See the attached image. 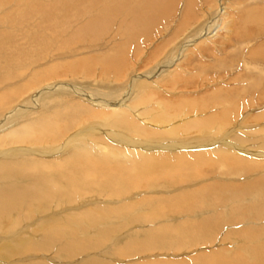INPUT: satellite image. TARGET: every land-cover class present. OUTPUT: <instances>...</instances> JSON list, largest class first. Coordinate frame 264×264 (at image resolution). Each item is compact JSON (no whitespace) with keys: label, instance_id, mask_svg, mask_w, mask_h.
Returning a JSON list of instances; mask_svg holds the SVG:
<instances>
[{"label":"bare ground","instance_id":"bare-ground-1","mask_svg":"<svg viewBox=\"0 0 264 264\" xmlns=\"http://www.w3.org/2000/svg\"><path fill=\"white\" fill-rule=\"evenodd\" d=\"M11 2L0 0V14L3 15L0 16V66L4 71L0 72V89L3 90L0 93V264H121L117 261L122 258L132 259L123 264H264V152L253 150L264 148V131L238 129L239 122L233 121L232 116L237 115V119L241 116L242 112L238 111L240 102L230 100L227 103L226 98L221 101L218 97L209 98L207 104L202 101L201 112H206L211 105H215L219 112L173 125L176 118H183L177 107H184L183 112L187 114L190 112L186 104L169 101L164 105L159 100L156 108L139 109L141 104L148 105L151 101L146 96L151 93L146 89L152 86L149 78L155 70L142 75L146 78L142 81L138 73H131L119 85L104 86L89 81L88 86L95 87L93 95L81 93L78 90L81 85H74L77 82L46 84L57 75L78 72L75 75L90 76L97 67L103 70L101 76L121 79L130 46L135 43V51H141L140 39H148L152 30L159 29V25L171 18L176 11L175 0L15 1L14 5L21 7L22 13L15 12V9L11 13ZM181 5L180 22L165 34L157 48L159 53H156L163 55L173 43L177 44V49L166 55L167 61L176 55L177 59L192 41L212 35L214 25L221 18L222 13H219L222 12L220 8L224 9V0H181ZM5 15L9 16L5 18ZM242 18L238 33L241 37L246 31V23L252 22L254 27L263 23L264 10ZM19 24L28 28L22 33V39L26 38V44H29L26 48H16L20 42L12 28L14 25L19 28ZM114 26H117V36L123 35L116 42ZM101 37L103 40L98 45L85 44L87 39L98 42ZM98 51L101 54L98 59L89 56L80 60L76 58L80 53L88 55ZM47 53L52 56L46 57ZM44 58L50 63L42 62ZM24 69H31V76L22 83L18 77ZM263 79V76L258 77L254 83L256 89ZM12 84L14 86L9 87ZM100 87L108 89L101 91ZM131 87L139 90L142 87L143 91L137 95L142 96L139 97L141 100L125 104ZM127 88L125 99L116 100V95ZM23 95L27 97L22 100ZM56 96L65 97L63 101H46L40 110L31 112L30 105L37 104L38 109L46 97L49 100ZM247 99L243 101L246 103ZM247 103L244 108L248 107ZM8 108L11 112L5 115L3 110ZM95 116L103 117V120L83 124L85 119ZM19 126L24 128L18 130ZM152 126L166 127L158 130ZM4 129H10V134L6 136ZM30 133H37L34 137L37 144L25 137ZM216 133L220 134L219 137ZM28 143L45 146L24 145ZM154 147L175 151L184 149L185 152L179 151L176 155L172 151L165 154L150 152ZM190 149L199 151L189 154L186 151ZM35 154L44 158L33 156ZM257 168H260L257 175L263 174L260 178L251 175L247 176L249 180L245 183L231 184ZM204 171L218 173L216 177L219 179L229 177L231 180L197 189L195 184L208 183L209 178L202 177L206 176ZM179 174L189 184H185ZM64 176L69 182L63 180ZM163 178L173 180L170 182H175V187L172 189L167 182L165 184ZM177 182L185 185L180 187ZM140 187L150 188L148 194L151 196L132 193ZM177 189L181 191L175 193ZM26 196L30 202L25 200ZM117 197L121 199H115ZM216 199L222 200L218 204L224 206L220 211L222 214L204 216L209 210L207 201ZM56 207L68 214L56 212ZM69 207L75 211L68 212ZM177 211H185L183 220L172 214ZM47 212L48 218L31 230L27 220ZM58 212L62 215L54 214ZM12 213L15 218L11 223L7 222L5 218ZM166 214L170 219H162ZM143 215L145 218L152 216L154 222L149 225L148 220L141 221ZM24 220L27 222L23 223ZM134 223L140 224L136 230ZM225 224L235 226L230 230L232 234L246 235L239 239L243 244L240 248L234 247V253L226 252V238L217 241L220 246L207 248V251L190 255V248L182 252L186 256L168 253L169 245L175 241L179 245L190 243L194 247H209L215 243V236ZM21 225L24 227L19 229ZM26 232L30 235L23 234ZM37 251L51 255H36L34 252ZM152 252L172 257L163 255L144 261L133 260L143 255L152 256Z\"/></svg>","mask_w":264,"mask_h":264},{"label":"rangeland","instance_id":"rangeland-1","mask_svg":"<svg viewBox=\"0 0 264 264\" xmlns=\"http://www.w3.org/2000/svg\"><path fill=\"white\" fill-rule=\"evenodd\" d=\"M13 1H14V3H13ZM15 1H19V0H12L11 5H10V6H12V9H10L11 13H12V11H14V9H15V12L18 10L19 11V12L17 11L18 13H22L21 12L22 11L21 7L18 8L17 6L14 5L16 3ZM180 3H181V0H175L174 9L176 11H174L172 13L171 18L169 20L164 21L163 24L161 23L163 26L159 25L161 29L159 28L157 30L155 29L154 31L152 30L151 31V35L146 40L143 39V38L140 39L139 44L142 43L141 44V51H135V48H136L135 47V43H133L134 45L132 44L130 46V49H128L129 50V52H128L129 54L127 55L128 56L127 63H126L127 66L125 65L126 67L122 71L123 75H121V79L120 78L119 79L118 78H116V79L114 78L113 80H111L108 77L101 76L102 73H103V70H102L101 67L100 68L97 67L96 71H94L90 76H86L85 74L84 75L81 74L80 76H77L75 74H77L78 72H76L75 74H72V75L69 74L68 72H66L69 75H65V76L64 75H61V76L57 75V76H54V77L50 78V80H49L50 82L48 81L49 83L46 82V84L48 86L54 85L57 81L58 82H60V81L64 82L65 81V82H69V83L77 82V84H74V85H77V86L81 85V86H79L81 89H78V90H80L81 93L83 91V93L86 92L85 94L93 95V93H94L93 90H95V87L92 84H90L88 86V84H89L88 82L89 81L92 82V83L95 82L97 84H101L102 83V85H104V86L105 85H111L112 83H114V85H119V83L120 84L124 83V81L127 78V76L131 75V73L132 74L134 72L138 73L137 76L138 77L141 76L140 80L142 81V79L145 78V76H142V75H147L148 73H150L149 71L155 70L154 71L155 73L151 72L152 74L153 73L154 74L151 75L150 78H149V79H151L152 86H148L147 89H146L147 93H151V94H147L146 95L149 100L151 99V101L148 102L149 103L148 105H145V104L142 105L141 104L142 107H140L139 109L149 110V107H150V109L151 108H156L157 107V102L159 100L161 101V103L164 102V105H165V102H169V101L170 102L172 101L174 103H178L180 105H185L186 104V106L189 107V111L190 112L187 114L186 111H184L186 113L185 114L183 112L184 107H177V109H178L177 111H179V113H180V114L179 113L178 114L180 116H182L183 118L182 119H181V117H179V119L176 118V120H174V123H173V125H175V124L183 123V122L187 121V119L190 120V118L191 119H193V118H201L202 115L204 116V114H208L209 115L211 113L219 112L220 110L217 109V107H215V105H211V106H209V108H207V110L205 109L206 112L202 111L203 112L202 113L201 110H200L201 104L203 103L202 101H205V104H207V101H209V98L218 97L220 101L222 100V98H226V102L227 103H229L230 100H236V103L240 102L239 107L240 106L241 107L239 108L238 111L242 112L240 114L241 116H239L238 119L236 118L237 115L235 116V114H234V116H232V117H234L233 121H237V123L239 122L238 123V126H239L238 129L239 130H241L240 128H243V129H246V128L248 129L249 128L248 130H254V129H260L261 130L262 129L264 131V127H263V125H264V97H262V95H264V91H263L264 90V86H263L264 79H263V83L260 85L261 88H260V86H258L259 89H256V87H255L256 86L255 84H256V81L258 80V77L263 76V78H264V59H263L264 58V54H263L264 53V45H263L264 44V21L258 27L257 26L254 27L255 24L252 23V22L246 23V31H244V35L242 37L238 35V33L241 30V28H240V21H241L240 18L243 19L242 18L243 15L246 16V17H250L257 10H264V0H224V5H223L224 9L220 8V11H222V12L219 13V14L222 13L221 18H220L219 22H217L216 25H214L216 27L214 28L212 35H209L210 37H212V39H210V37H207L204 40L203 39H197L196 41H192L186 47H184L183 52H180V54L177 57V59H176L177 55L175 54L176 56H174L172 60L167 61V60H165V57H167L166 55L168 54L169 51H171L173 49H177L175 47L177 44L173 43L172 46L168 47L164 51L163 55L162 54H158L159 51H157V48L159 46V43L162 41V39H164L165 34L167 32H169L171 30V28L176 26L178 24V22H180V19H179L180 18V12L179 11H180V9H182V5L179 6ZM0 16H3V15L0 14ZM8 16L9 15H5L4 17L7 18ZM32 19L33 18H31V20ZM12 21H13L12 19H9V23L13 24ZM25 23H26V21H25ZM0 24H2V23H0ZM19 25H20L19 28L16 27L17 25H14V27L12 28L13 29V34L16 36V39L18 40V42H20V43L16 44V48H26V47L29 46V44L28 43L26 44V40L27 39L26 38L22 39V36L26 32V30H28V28L24 27L21 24H19ZM24 25H26V24H24ZM28 25H29V23H28ZM22 27H24V28H22ZM31 27H33V24L31 25ZM116 27L117 26H114V28H113L114 37L117 36V34L115 33V28ZM16 30H17V32H16ZM18 31H20V32H18ZM215 32H217V33H215ZM112 35H113V33H112ZM93 36L94 35H92V37ZM119 36L122 39L123 35H118L116 37V40L114 39L115 42L117 41V38ZM94 37H96V36H94ZM93 40L96 41V42H94ZM93 40L87 39V42L85 40L86 43L84 41H82V43L90 44L92 42L91 44L97 43V45H98V44H100L102 42L103 38L101 37L98 42L95 39H93ZM19 44H20V46H18ZM136 44L138 45L137 41H136ZM155 48H156V50H155ZM139 50H140V48H139ZM156 52H158V53H156ZM252 53L253 54L255 53L257 56L255 54H254L255 55L254 56ZM155 55L156 56L158 55L157 58L155 57ZM251 55H252V57H251ZM49 56H52V54L47 53L46 57H49ZM86 56L98 59L101 56V54H100L99 51L98 52H93V53L88 54V55H86L85 53H80L79 56L76 57V58H79L78 60H80L81 58H87ZM148 59H150V60H148ZM42 62H45V64L50 63V62H48V60L46 58H44L42 60ZM222 62H223V64H222ZM158 65H160V67H157ZM5 67H7V66H5ZM158 68H160V69H158ZM1 69H3V68L0 66V72L1 73L4 72ZM30 71H31V69L29 71H26L24 69L23 72L20 73V75L18 77L19 82H22V83L25 82V80L28 79L31 76V75L29 76V72ZM160 74H162L163 76L160 75ZM122 77H123V79H122ZM158 79L159 80L163 79V80L159 81ZM144 80H143V82H144ZM8 82H10V81H8ZM250 85H251V87H250ZM12 86H14V85L12 84L9 87H12ZM92 87H93V89H91ZM100 88L101 89H99V90H101V91H103V90L107 91V89H108V88H103V87H100ZM131 88H130L131 93H128V94H130V96H129V99L127 101L124 100L125 99L124 93L126 92V90L128 91V88L125 89L124 91H122L123 93H121V91H120L118 93L119 95H116L117 96L116 100H118V101L119 100L120 101L124 100L125 104H128L130 102H132V103L140 102L141 99L139 97H142V96H137V95L140 94V92H139L140 90H141V92L143 91L142 87L140 88V90L138 89V87H131ZM227 91H228V94H227ZM1 92H3L2 89H0V93ZM211 92H212V94H211ZM242 93H244V94L246 93V94L244 95ZM25 96L27 97V95H23V97H21L22 100H23V98H26ZM146 96H145V98H147ZM64 97H61V98L64 99ZM183 97H184V99H183ZM248 97H253L254 99L249 100V99H247ZM46 98H45V100L43 102L41 101V104H40V101H39L40 105L38 106L39 107L38 109H37V104H33V106L30 105V109L32 110L31 112H35V110L36 111L40 110L43 106L46 105V103H45L46 101L47 102H49L51 100H61V101H63L62 99H60V97H57V96L53 97V98H51L49 100L46 99ZM244 99H247L246 103L248 102L247 103L248 107H246V108H244V106L246 104L245 101H243ZM249 102H250V104H249ZM189 105H191V106H189ZM4 108L5 107H3L2 109H4ZM218 108H220V107H218ZM8 109L7 110H3L4 114L6 113L5 115H7L8 113L11 112V109L10 108H8ZM193 109H195V110H193ZM99 110H102V109H99ZM31 112H30V114H31ZM247 112H248V114H247ZM258 113H260V115H258ZM132 114L134 115V112ZM137 114L138 113L136 112L135 115H137ZM248 115H250V116H248ZM97 120H103V117H99V116L96 117L95 116V118H91V119L87 118V119H85L83 124H86L88 122H93V121L95 122ZM138 120H139V118H138ZM175 122H177V123H175ZM232 124H234V123H232ZM165 127H163V128L159 127L158 128V126H152V128H157L158 130H160V128L164 130ZM22 128H24V127H20L18 130H21ZM9 132H10V129L5 130L3 133L4 134L6 133L5 135L7 136V135L10 134ZM250 132H252V131H250ZM36 135H37V133L35 135H32L30 133V134L26 135L25 137L28 138L30 141H33L34 143L37 144V142L34 141V137ZM215 135H216V137H219L218 135H220V134L216 133ZM63 142H64V140H63ZM29 144L30 143L24 144V145L28 146V147L45 146L44 144H42V145H34V146H31V144L30 145ZM19 147H21V146H19ZM247 147H250V145H248ZM6 148L7 147H5L3 149H6ZM195 150H197V151H195ZM253 150L254 151L256 150V151L264 152V148L263 147L260 148V149L254 148ZM167 151L168 152L172 151V153L175 154V155H176V153L178 154L180 152H185L184 149H176V151H175V150L157 149L156 147H154V149H152L150 152H160V153L162 152V153L165 154ZM189 151H186V152H188L189 154L190 153L191 154H195V153H192V152L193 151L194 152H198L199 150L198 149H190ZM208 151L210 153V150H208ZM242 154H244V152ZM33 156L44 158V156H41V155L37 156V154H35ZM212 157L214 159L215 156H212ZM45 158H51V157H45ZM196 167L199 168V166H196ZM258 169L260 170V168H257V169L254 170L253 173L250 172V173H252V174L249 173L250 175L248 173L246 175L245 174L242 175L243 177L242 176L240 177L241 180H239L240 178L236 179L231 184H239L241 182L245 183V182H247L249 180L248 177H250L251 175L260 178L263 174L257 175L258 174L257 172H260V171H258ZM197 170H199V169H197ZM262 170H264V169H262ZM190 172H192V171H190ZM204 172L206 173V176H202V177L209 178V179H207L208 183L207 184H202L200 186L195 184L197 189H199V187H203V186H206L208 184H209V186H211L212 183H218V182L226 183L225 182L226 180H229V181L231 180V179H229V177L227 175H225V176H227L228 178L219 179L218 177H216V175L217 176L219 175L218 173H215V172L214 173L213 172L209 173V171L208 172L204 171ZM179 175L180 176H178V177H181L180 179H182L184 182H186L185 180H187V179L184 180V177H182L183 175H181V174H179ZM163 179L166 180L165 184L167 182L172 189L175 187L174 184H176V183L175 182H173V183L170 182V181H173V180H171L170 178H167V179L163 178ZM63 180L66 181V182H69L67 176H64ZM167 180H169V182ZM30 184L31 183H29L27 185H30ZM177 184H179L178 186H180V185L189 184V182H186L185 184L182 183V182H179V183L177 182ZM133 191L134 192H132V193L141 192L142 196H144V197L145 196H151L150 194H148L150 192V188H148V187H143V188L140 187V188H138V190L135 189ZM180 191H181L180 189H177L175 193H178ZM87 195H89V193ZM128 196H130V194H128L127 197L125 196L127 198V201L130 200V199L128 200ZM107 198L110 199L111 197H105L104 199H107ZM115 199L118 200V199H121V198L117 197ZM25 200L28 201V202L31 201V200L28 199L27 196L25 197ZM123 200H125V199H123ZM221 201H222L221 199H216L213 202L207 201L209 210L205 211L204 216H208L209 215L210 217H212V216L216 215V213L217 214H220V213L222 214V212H220V211L224 210V208H223L224 206L221 205L219 207V205H218L219 203H221ZM231 204H233L232 201H231ZM213 207L217 208L216 209L217 211H215ZM56 208H57L56 210L54 209L56 212H57V210H59V212H61V213H66L67 212L65 210L64 211H60L61 207H56ZM69 208H71V209L68 212H73L74 209L72 210V207H69ZM220 208H222V209H220ZM161 209H162V207H160L159 211ZM164 210H166V208ZM48 212L50 213L51 211H48ZM48 212L46 214L44 213L45 215L44 214L43 215L40 214V217H38V215H36L37 217L34 216L33 218L30 219V221L27 220L28 222L26 220H24L23 223H25V222L29 223L30 222V224H31V228L30 229L32 230V228H34V226L36 227L39 223L43 222L42 220H45V219L48 218V217H46ZM59 212L58 213H54V214L56 216L62 215ZM184 212L185 211H181V212L177 211V212H173L172 214L175 217H179V220H183L184 216L186 215ZM66 214H68V213H66ZM142 217H141V221H145V222L147 220L151 221V222L147 221V223L149 225H151L154 222V219H155L152 216H151L152 218L149 217V218H151V220L149 218H145V216L143 218ZM164 217L165 218L167 217V219H170L169 214L164 215L162 219H164ZM9 218H10V220H9ZM12 218L13 219L15 218V213H12L9 217H6L5 220L7 222H10V221H12ZM37 218L38 219L41 218V219L38 220ZM258 222H260V221H258ZM255 223L258 224L257 222H255ZM134 226H135V230H136L137 228H139L140 224L139 223H134ZM23 227H24V225H21L19 227V229H21ZM232 227L234 228L235 226H232ZM232 227L229 224L224 226L223 229L221 230V232H218L217 233L218 235L215 236L218 239L216 238L214 240L215 243L209 244L208 245L209 247L202 248L204 245L195 246L194 247V245H192L190 243H185L184 245H179L178 243H176L177 241H175V242H173L172 244L169 245V247L167 249V250H169L168 253L172 254V255L173 254L174 255L175 254L176 255L177 254H182L181 256H183L185 254V256H186V253H182V252H185V251L187 252V251L192 249L191 251H189V252H191L190 253V255H191L193 253L195 254V252H199L200 250H204V251L206 250L207 251L208 250L207 248H215L216 246H218L219 244H218L217 241L218 240H222V238H226V243H225V246H224V247H226V252L227 253H230V252L234 253V247H238L239 246V248H240V245L243 244L241 241H239V239H241V238L244 239L246 235H235V234H232L231 231H230L232 229ZM123 232H124V230H123ZM125 232L128 233V231H125ZM29 233L30 232H28V234H27V232H26V233H23V234L24 235L26 234V235L29 236L30 235ZM226 234H228V235H226ZM126 235H128V234H126ZM32 237H33V235H32ZM36 240H38V238ZM219 242H222V241H219ZM216 243H217V245H216ZM34 253L36 255L37 254H41L42 256H48V255L50 256L51 255V253L44 252V251H37V252H34ZM156 253H158V252H152L151 253L153 257L150 256V255H143V256H139L138 259H137V257H135V258H133V260H135V261H144V260H148L149 257L150 258H162V256L164 255V254H161V253H158V254H156ZM168 255H164V256H167L165 258L172 257V256H168ZM130 261H132V259L122 258V259H120V261H117V262L123 264V263H127V262H130Z\"/></svg>","mask_w":264,"mask_h":264}]
</instances>
